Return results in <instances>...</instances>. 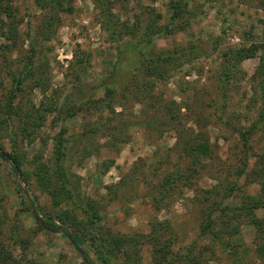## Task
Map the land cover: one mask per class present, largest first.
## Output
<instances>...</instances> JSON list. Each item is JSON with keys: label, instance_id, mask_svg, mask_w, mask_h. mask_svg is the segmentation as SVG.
<instances>
[{"label": "rangeland", "instance_id": "rangeland-1", "mask_svg": "<svg viewBox=\"0 0 264 264\" xmlns=\"http://www.w3.org/2000/svg\"><path fill=\"white\" fill-rule=\"evenodd\" d=\"M111 1L112 11L123 27L133 29L139 22L138 33H125L124 43L140 39L142 47L138 49L142 48L145 57L186 54L171 66L163 81L155 83L153 95L160 103L157 110L150 107L151 103L138 102L134 82L127 90L120 88L123 83L116 81L114 72L117 68L128 69L134 52L124 54L119 63L120 51L126 50L121 42L108 39L96 19L92 0H70L73 11L59 13V22L48 40L45 34L52 29L44 30L47 9L41 10L34 0H10L23 18L21 31L29 32L37 43V59L47 70L42 89L25 84L23 105L39 107L53 99L60 104L68 96L83 103L90 96L103 98L106 85H114L116 92L110 106L103 102L99 108H88L65 122L48 114L36 132L37 138L28 141L20 137L15 149L1 131V146L9 153L15 151L31 174L39 162L51 165L54 137L63 125L67 126L70 139L65 164L77 176L76 192L81 198L105 197L106 223L127 241L116 254L115 263L126 262L125 250L130 255L127 264H157L154 245L159 242L169 246L167 261L162 264H190L187 254L200 264H264V254L257 251L264 242V119L260 120L264 78L257 71L264 59V2L188 0L187 11L177 21L184 23L183 29L155 36L145 30L148 12L161 14L159 23L166 22L169 0ZM3 42L0 37V44ZM250 45L258 46L255 56L241 61V72L227 85L223 102L218 82L223 53ZM23 48H28V42ZM76 53L84 59L80 66L74 65ZM3 61L0 56V82L4 87L0 93L10 86ZM170 115L176 120H170ZM254 124L250 155L261 154L262 159L252 156L238 176L242 154L236 129L246 130ZM181 134L185 140L199 134L209 144L210 155L192 162L181 159L175 146ZM192 163L199 171L191 184L183 186L182 181H175L161 188L162 192L156 190L159 181L179 167L185 172ZM234 182L238 188L229 190L226 201L231 210L225 212V217L214 213L213 226L202 234L207 212L203 210L206 200L202 191L215 186L223 191ZM21 188L27 191L45 223L49 217L57 227L71 231L58 220V215L70 207L56 204L34 176L19 184L10 167L0 160V213L6 215L0 240L7 244L12 238L28 239L25 254L43 264H83L82 256L62 232L39 229ZM247 195L260 198L261 206L251 212L237 211ZM155 223L167 225L152 231ZM14 253L21 256L23 251ZM86 256L92 259V255Z\"/></svg>", "mask_w": 264, "mask_h": 264}, {"label": "trees", "instance_id": "trees-1", "mask_svg": "<svg viewBox=\"0 0 264 264\" xmlns=\"http://www.w3.org/2000/svg\"><path fill=\"white\" fill-rule=\"evenodd\" d=\"M41 10L47 9L46 22L44 24V30L52 29L45 34V40L51 38L55 31L54 26L59 22L60 12H72L73 7L70 4V0H34ZM94 8L96 10V19L102 29L107 33L110 41L121 42L126 52L120 51L119 63L124 54L133 51L131 62L128 64V69H116L114 75L117 82L123 83L120 87L123 90L129 88V83L134 82L137 86L136 96L139 103H151V108L157 110L160 103L155 97L154 88L157 81H163L167 74L171 71V66L186 56L185 53L179 55L177 52L167 54H156L153 57H145V52L142 50V41L136 40L135 43L125 42L124 34L134 36L138 33L139 22L133 29H128L115 17L112 11L111 0H92ZM264 0H258V3H263ZM188 0H169L168 2V17L164 23H159L162 19L161 14L154 11L153 14L148 12L149 18L145 25V30H149L152 34L156 35H169L175 28L183 29L184 23L177 24L184 13L187 11ZM23 18L17 7L10 3V0H0V37L4 40L0 44V56L3 58L5 69H7V77L10 82V86L6 92L0 93V133L5 132L8 135L11 146L15 149L17 147L18 138L27 139L28 141L35 140L37 138V130L43 125L48 114L56 116V120L65 122L67 119L73 118L76 115L86 112L88 108H99L103 102H106V106H110L116 87L114 85H106L104 97L94 99L93 97H87L83 103H77L72 100L70 96L66 97L65 101L58 104V101L53 99V102L39 107L31 106L27 107L21 103L22 94L24 92L25 84H29L32 88H43L46 83V71L45 65L37 59L39 52H37V43L31 38L29 32L23 33L21 31V24ZM131 30V31H130ZM41 33V31H40ZM152 35V36H154ZM28 42V48L24 49L23 45ZM151 42V39L148 40ZM149 44V43H147ZM141 45L140 49L138 47ZM258 46L250 45L249 47H241L238 49H230L223 53V61L220 66L219 73V91L221 99L225 102L227 97L226 87L229 82L236 78L237 74L241 72V61L254 57ZM189 52H193L189 49ZM74 56V65L80 66L84 63V59L78 57L77 53ZM47 66V65H46ZM73 67V64H72ZM139 70V71H138ZM121 71L120 75L118 74ZM257 71L261 78H264V59L259 64ZM138 72H141L142 81L138 84ZM131 83V84H132ZM138 84V85H137ZM139 86V87H138ZM3 83L0 82V90L3 89ZM46 89V88H45ZM44 89V90H45ZM264 107V97L263 103ZM225 106V105H223ZM165 110L168 109L167 104ZM170 120H176L171 115L168 117ZM264 119V110L260 113V120ZM166 122V120H160ZM170 121L168 120V123ZM255 124L246 129H236L241 141V156L239 157L242 167L240 168V176L244 173V169L247 166L252 156H257L262 159V155H250L252 147L249 143L250 135L255 128ZM2 131V132H1ZM68 129L66 125H63L60 131L54 137L53 144V156L51 165L43 162H39L34 165L31 174L25 167V163L20 159L17 153H9L3 149L0 144V153L6 157L8 163L11 166V174L15 177V173H18L23 182L27 183L31 179V176L35 177V180L40 185V188L47 192L50 197L57 204H66L70 207L69 211H63L58 215V220L71 227V231L64 230L63 234H70L71 238L76 241L78 246H81L85 254L92 255V259L88 260V264H127L130 257L127 251L125 252L126 262L115 263L116 254L120 252V247L127 241L119 236L118 233L112 230L106 223V216L104 209L106 202L105 197H100L96 200L93 198H81L77 193L78 181L71 170L65 164V157L68 150V141L70 139L67 136ZM185 135L181 134L180 139L177 140L175 146L179 150V156L182 159H190L192 162L197 160L203 155H210L209 144L202 139L199 134L189 136V139L185 140ZM200 164V160L196 161ZM196 163H192L190 168H187L185 172L180 171V167L175 173L169 174L163 181H159L156 190L159 192L161 188L171 186L175 181H182L183 186H187L195 175L199 171ZM16 183V182H15ZM236 184V185H235ZM155 186V188L157 187ZM234 186L238 188V184L234 182L230 185L229 189L223 191L217 189L215 186L213 189L205 190L203 192V198L206 200V206L203 210H206V216L203 217V223L201 225V233L207 234L208 230L214 224L213 214L220 212L221 216L225 217L226 213L231 210L226 206V201L230 198V191ZM157 191V192H158ZM159 201V200H158ZM108 202V200H107ZM209 202V203H207ZM261 199L254 196L247 195V198L242 202L237 211L251 212L261 206ZM6 223L5 213H0V228ZM46 223L51 228H56L55 222L47 217ZM165 223H155L152 225V231H155L158 226L164 227ZM39 229L41 226H39ZM260 227L258 226V230ZM264 234V231H262ZM144 236V235H141ZM172 240V239H170ZM28 239L16 238L10 239L6 244L0 240V264H43L29 258L25 251L28 248ZM154 250L158 256L155 260L157 264H162L167 261V254L169 252L168 244H161L156 242ZM16 250L23 251L21 256L16 255ZM257 251L259 254H264V242L258 245ZM190 264H200L195 258L185 256ZM174 260V259H173ZM84 264V263H83Z\"/></svg>", "mask_w": 264, "mask_h": 264}, {"label": "water", "instance_id": "water-1", "mask_svg": "<svg viewBox=\"0 0 264 264\" xmlns=\"http://www.w3.org/2000/svg\"><path fill=\"white\" fill-rule=\"evenodd\" d=\"M0 160L5 163L6 165H8L11 169L10 164L8 163V160L6 159V157H4L1 153H0ZM15 177L17 178L18 183L20 184L22 182V178L20 177V175L18 173H15ZM21 192L24 195L28 206L30 208L31 214L34 218V220L46 231L50 232V233H65V231H62L60 227H56V228H51L47 225V223H45L41 217L36 213L31 201H30V197L27 193V191L24 188H21ZM66 238L70 241V243L73 245L74 249L82 256V259L84 261L85 264H88V260H87V256L84 252V250L78 246V244L76 243V241L74 239L71 238L70 234H66Z\"/></svg>", "mask_w": 264, "mask_h": 264}]
</instances>
